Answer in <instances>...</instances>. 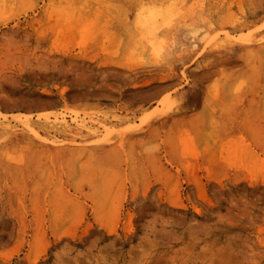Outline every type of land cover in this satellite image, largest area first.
I'll list each match as a JSON object with an SVG mask.
<instances>
[{"label":"rangeland","instance_id":"374dc122","mask_svg":"<svg viewBox=\"0 0 264 264\" xmlns=\"http://www.w3.org/2000/svg\"><path fill=\"white\" fill-rule=\"evenodd\" d=\"M0 264H264V0H0Z\"/></svg>","mask_w":264,"mask_h":264},{"label":"bare ground","instance_id":"6f19581e","mask_svg":"<svg viewBox=\"0 0 264 264\" xmlns=\"http://www.w3.org/2000/svg\"><path fill=\"white\" fill-rule=\"evenodd\" d=\"M150 26V25H149ZM249 36V35H248ZM243 38V37H242Z\"/></svg>","mask_w":264,"mask_h":264}]
</instances>
